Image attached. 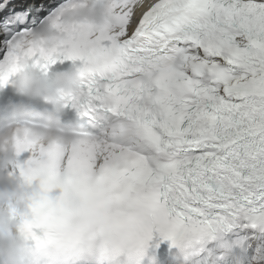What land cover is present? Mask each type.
I'll return each mask as SVG.
<instances>
[{
  "label": "snow or ice",
  "instance_id": "6c2138e0",
  "mask_svg": "<svg viewBox=\"0 0 264 264\" xmlns=\"http://www.w3.org/2000/svg\"><path fill=\"white\" fill-rule=\"evenodd\" d=\"M62 6L0 3V86L22 57L82 60L64 106L99 136L18 142L20 171L64 193L21 223L34 264H140L154 231L176 264H264V0H111L62 52L14 50Z\"/></svg>",
  "mask_w": 264,
  "mask_h": 264
},
{
  "label": "clouds",
  "instance_id": "9594fccd",
  "mask_svg": "<svg viewBox=\"0 0 264 264\" xmlns=\"http://www.w3.org/2000/svg\"><path fill=\"white\" fill-rule=\"evenodd\" d=\"M111 24V0H67L57 17L46 19L26 37H19L14 50L23 44L31 45L41 56L49 50L62 52L86 26L102 29ZM15 75L13 83L21 98L0 105V264H34L33 245L28 243L20 221L31 217V205L38 197L57 201L64 193L59 186L45 190L38 178L28 179L13 169L18 164V142L77 145L99 136L80 115L64 119V95L80 91L81 66L49 74L30 57H22ZM41 100L51 106H39Z\"/></svg>",
  "mask_w": 264,
  "mask_h": 264
}]
</instances>
